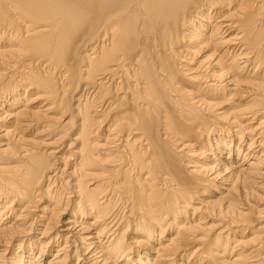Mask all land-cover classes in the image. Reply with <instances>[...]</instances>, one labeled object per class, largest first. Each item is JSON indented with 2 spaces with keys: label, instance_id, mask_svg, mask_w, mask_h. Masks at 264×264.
Listing matches in <instances>:
<instances>
[{
  "label": "bare ground",
  "instance_id": "6f19581e",
  "mask_svg": "<svg viewBox=\"0 0 264 264\" xmlns=\"http://www.w3.org/2000/svg\"><path fill=\"white\" fill-rule=\"evenodd\" d=\"M0 264H264V0H0Z\"/></svg>",
  "mask_w": 264,
  "mask_h": 264
},
{
  "label": "rangeland",
  "instance_id": "374dc122",
  "mask_svg": "<svg viewBox=\"0 0 264 264\" xmlns=\"http://www.w3.org/2000/svg\"><path fill=\"white\" fill-rule=\"evenodd\" d=\"M40 134H42V133H40ZM38 136H42V135H38ZM28 137H31V136H28ZM69 140V137L66 139V140H64L65 142L66 141H68ZM69 142V141H68ZM63 147V145L60 147V148H62Z\"/></svg>",
  "mask_w": 264,
  "mask_h": 264
}]
</instances>
